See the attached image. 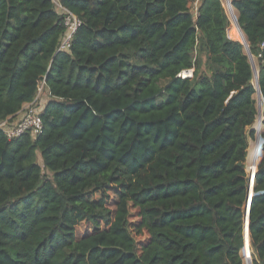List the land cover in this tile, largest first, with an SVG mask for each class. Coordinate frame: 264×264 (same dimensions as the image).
Segmentation results:
<instances>
[{
  "label": "trees",
  "instance_id": "16d2710c",
  "mask_svg": "<svg viewBox=\"0 0 264 264\" xmlns=\"http://www.w3.org/2000/svg\"><path fill=\"white\" fill-rule=\"evenodd\" d=\"M59 2L69 50L55 0H0V121L51 92L0 130V264H264V0H227L255 83L223 0Z\"/></svg>",
  "mask_w": 264,
  "mask_h": 264
},
{
  "label": "built area",
  "instance_id": "2783aa9c",
  "mask_svg": "<svg viewBox=\"0 0 264 264\" xmlns=\"http://www.w3.org/2000/svg\"><path fill=\"white\" fill-rule=\"evenodd\" d=\"M59 5L61 8V13L64 16L66 32L58 48L59 50H69L72 44L73 35L81 24V21L72 11L63 7L60 3ZM232 17V21L238 23L236 15ZM234 39L240 40L242 43L244 42L241 39H238L236 36ZM180 75L185 78L192 77L193 69L183 70ZM45 88H47L46 82L45 80H42L35 99L24 104L22 110L19 112V116L10 117L0 121V130H2L9 139L19 137L26 132H31L33 135H37L42 130L43 119L41 116V112L45 106L44 104H46L47 101L51 98L50 90L47 88L46 91ZM41 90H45L48 97L43 105L40 104L42 102V99L40 98Z\"/></svg>",
  "mask_w": 264,
  "mask_h": 264
},
{
  "label": "rangeland",
  "instance_id": "374dc122",
  "mask_svg": "<svg viewBox=\"0 0 264 264\" xmlns=\"http://www.w3.org/2000/svg\"><path fill=\"white\" fill-rule=\"evenodd\" d=\"M223 1H224V4H225L226 8H227V11H228V14H229L230 18H232L231 19V22H232L231 26L228 29L229 36L232 37V38H235V36L238 35L241 38V40L244 41V37H243V34L241 32L240 27L237 25V23L235 21L234 22L232 21L233 20L232 16L236 15V13H235V10L231 8V5H230L231 2L229 4V2H227V0H223ZM55 3H56V7L58 8V10L61 12V8H60V5H59V3H60L59 0H55ZM253 60H254V62L256 64V61H255L254 58H253ZM254 72H256V71L254 70ZM256 75H258V73L255 74V82H256ZM40 98L42 99V102L40 104L43 105L44 102L46 101V99L48 98L46 93H45V90H41ZM256 99H257V105H258V119H257V122L255 124L256 135H255L254 140H251L250 154H249V159H248V168L247 169H248V172H250V173H253V168L250 167L253 164L252 150H253L254 146L256 145L257 141L259 140V138L262 137V120H263L262 116H261V130H258L257 123L260 120L259 109H260L261 106H262V108L264 107V100L262 99V101L260 102L258 100V98H256ZM249 168L251 169V171H249Z\"/></svg>",
  "mask_w": 264,
  "mask_h": 264
},
{
  "label": "water",
  "instance_id": "95a60500",
  "mask_svg": "<svg viewBox=\"0 0 264 264\" xmlns=\"http://www.w3.org/2000/svg\"><path fill=\"white\" fill-rule=\"evenodd\" d=\"M238 26H239V24H238ZM241 32H242V30H241ZM242 34L244 37L243 43L248 50V53H249V56H250V59H251L252 65H253V69L256 71V72H254V74L258 73V77H259V70L257 69L256 64L253 60L252 54L250 53L248 42H247L243 32H242ZM254 83H255V76H254ZM262 116H263V111H262ZM256 171L257 170H255V172H253V173H250V192H249V198L245 204V239H246V244L248 243V241L250 242V240H249V212H250V205H251V199H252V194H253V185H254Z\"/></svg>",
  "mask_w": 264,
  "mask_h": 264
},
{
  "label": "crops",
  "instance_id": "0c3cea01",
  "mask_svg": "<svg viewBox=\"0 0 264 264\" xmlns=\"http://www.w3.org/2000/svg\"><path fill=\"white\" fill-rule=\"evenodd\" d=\"M231 8L234 9L233 6H232V4H231ZM45 89H46V91H47V88H45ZM46 91H45V93H46ZM44 105H45V104H44ZM17 116H19V113L16 115V117H17Z\"/></svg>",
  "mask_w": 264,
  "mask_h": 264
},
{
  "label": "bare ground",
  "instance_id": "6f19581e",
  "mask_svg": "<svg viewBox=\"0 0 264 264\" xmlns=\"http://www.w3.org/2000/svg\"><path fill=\"white\" fill-rule=\"evenodd\" d=\"M238 36V35H237ZM241 39V38H240Z\"/></svg>",
  "mask_w": 264,
  "mask_h": 264
}]
</instances>
